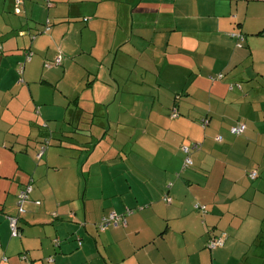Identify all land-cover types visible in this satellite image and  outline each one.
Masks as SVG:
<instances>
[{
  "label": "crops",
  "instance_id": "crops-1",
  "mask_svg": "<svg viewBox=\"0 0 264 264\" xmlns=\"http://www.w3.org/2000/svg\"><path fill=\"white\" fill-rule=\"evenodd\" d=\"M52 1L0 0V119L31 102L60 117L32 137L0 129V264H264V0ZM98 47L110 54L95 70L81 65L77 55ZM131 94L144 96L131 98L142 102L132 115ZM110 211L125 221L100 230ZM215 235L224 242L211 249Z\"/></svg>",
  "mask_w": 264,
  "mask_h": 264
},
{
  "label": "rangeland",
  "instance_id": "rangeland-1",
  "mask_svg": "<svg viewBox=\"0 0 264 264\" xmlns=\"http://www.w3.org/2000/svg\"><path fill=\"white\" fill-rule=\"evenodd\" d=\"M24 1L27 2L28 0H24ZM44 1H46V0H44ZM137 1L138 0H128V2H137ZM140 1H142V0H139L138 2H140ZM148 1H151V0H148ZM44 5L46 6L45 2H42V3L40 2V3L36 4V6H35L36 7L34 10L35 16L37 18H41V19H38L37 22H40L42 19L46 18V10L47 9ZM122 5H125V7H128V4H122ZM135 5H137V3ZM106 6H107V3L105 4L102 2L98 9H105ZM21 7H22V4H21ZM11 12L12 11H9V12L7 11V14L10 16H15V17H18V16L24 17V13L12 14ZM16 12H19V9H17ZM9 20L13 21V18L10 17ZM14 22H15V20L12 23H9V25H10L8 27V35L9 36L12 34L14 35V33H17V30L13 29ZM38 24L41 25L40 23H38ZM109 25H110L109 22H106L105 20L101 21V23H100V26H101L100 36L101 37H99V38H101L100 41L103 43L106 41L104 33L107 32V27ZM28 37H31V34H28ZM3 43H4V41H3ZM104 44L107 45V43H104ZM34 51L35 50H32L31 52L33 53ZM59 52L62 53V58H63L64 57L63 55H65V51L61 47H57V49L54 51V54L55 53L57 54ZM114 52H115V49L111 52V54H112L111 56H113ZM107 54H110V52H108V50L106 48L98 47V48H94L92 50V52L89 53V55L92 56L93 58L89 57V55H87L86 53L78 54L77 58H78L79 62L81 63V65L86 66L87 68H91L92 70H95L96 66L98 65V62L101 61V59L105 58ZM60 56H61V54H60ZM93 59H95L96 61H94ZM114 65L116 68H118V63H115ZM128 66H130L129 68H131L132 65L128 64ZM17 75H18V73H17ZM22 76H23V73H22ZM18 77H19V75H18ZM21 80L24 81L25 78L23 77V78H21ZM96 82H98V81H96ZM51 83H43L42 86L44 87V89H47V88L51 87ZM40 84H41V82H40ZM60 89H61L62 95H63V92L64 93L68 92V94H71L72 83L67 82V81H65V82L62 81V83L60 85ZM47 95L50 96L51 98H54L50 104L54 107L55 110H59V107H58L59 103H57L55 101V98L60 97L59 92H56V93L50 92V93H47ZM74 95H76V94H74ZM142 96L143 95H139V94H134V95L131 94V97L128 98L129 99L128 100L129 101V107H128L127 111H129L131 115L135 114L137 112V109H139V107H140L139 104L142 103L141 100H139L136 103L131 104V101H132L131 98L135 97V100H136V99H140V98L144 97V96L143 97ZM67 103H68L67 97L64 100H61L63 111H65L64 107L67 105ZM30 105L31 106L27 107V109H25L23 112L11 113V116H9L7 113H4V116L0 119V123H4L0 127L2 132L5 133V131L8 130L11 133L7 136H10V137L15 136V134H18L20 136H31L32 137V136L37 134L38 129L42 132L47 131V130H44V129H46L45 128L46 125L48 126V124H51L54 126L55 123L60 119V117H50V116H52V114H56V113H55V111L51 110V108L48 105H47V107H49V108L47 110H45L44 112L40 111L39 106L37 105V102L35 104L31 102ZM69 112H70V110H67L66 114H69ZM0 115H1V111H0ZM12 127H13V130H12L13 132L11 131ZM126 129L132 130V127L128 126V128H126ZM112 130H114V129L112 128ZM121 133L122 134H119L118 136L121 138H125V136H124L125 133L123 131H121Z\"/></svg>",
  "mask_w": 264,
  "mask_h": 264
},
{
  "label": "built area",
  "instance_id": "built-area-1",
  "mask_svg": "<svg viewBox=\"0 0 264 264\" xmlns=\"http://www.w3.org/2000/svg\"><path fill=\"white\" fill-rule=\"evenodd\" d=\"M237 36L239 37V35H237ZM1 48L2 47L0 45V51H1ZM31 54H32L31 52L26 53L25 58H23V60H21L18 63L17 73L19 75V81H22L21 78H22V73H23V69H24V64L26 61H28L30 59ZM55 62H56V64H60V62H61L60 55L57 56V58L55 59ZM220 76L221 75L219 74V77ZM176 112H177L176 110H173L171 113V116H175ZM206 123H207L206 120L203 119L202 125H205ZM245 127H246L245 123L238 122V123H236L230 127V132L234 135H237V134L242 133L245 130ZM215 138L218 141L222 140L221 135H216ZM196 147H199V143H194L191 147L187 146V145H185V146L183 145L182 149L185 153V158L183 161L182 169H185V168L192 165L193 161H192L190 154H191V150L193 148H196ZM44 148H45L44 145L40 148L39 152L37 153V158L40 157ZM256 174H257L256 171H251L249 173V176L251 178H255ZM30 190H31V184L27 183L23 186V188H21L19 190V192L16 196V206H17V211H18L19 215H20V213H23L25 211L24 205H25V202L28 200ZM163 199L168 201V202L171 200L167 194H165L163 196ZM194 208L201 213L206 212V207L203 204L196 202V203H194ZM127 211L131 212L132 210L127 209ZM7 218L9 221L11 235L18 236L19 235L18 225H17L18 216L7 215ZM122 219H124V221H125L123 214H118L115 211H110L106 216H103L100 218V221L98 223V227L100 228V230H104L105 228H107L108 225H114V226L117 225L119 222L123 221ZM223 242H224L223 235H215V236L210 237V239L207 242V246L212 249V248L222 246ZM78 245H80V242H78Z\"/></svg>",
  "mask_w": 264,
  "mask_h": 264
},
{
  "label": "trees",
  "instance_id": "trees-1",
  "mask_svg": "<svg viewBox=\"0 0 264 264\" xmlns=\"http://www.w3.org/2000/svg\"><path fill=\"white\" fill-rule=\"evenodd\" d=\"M46 1H47V0H46ZM48 3H50V6H52V5L54 4V2H53L52 0H48ZM86 19H87V18H86ZM86 19H85V21H86ZM50 27H51V19H48V18H47V19L45 20V23L43 24V29H45V30H46V29L49 30ZM28 52H31V51H30V50H29V51L26 50V51L24 52V54H23V58H25V54L28 53ZM31 53H32V52H31ZM22 60H23V59H22ZM20 61H21V60H20ZM20 61H19V62H20ZM19 62H18V63H19ZM18 63H17V66H16V71H17ZM242 133H243V132H242ZM240 134H241V133H240ZM237 135H239V134H237ZM45 143H46V142H45Z\"/></svg>",
  "mask_w": 264,
  "mask_h": 264
}]
</instances>
